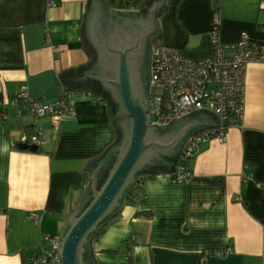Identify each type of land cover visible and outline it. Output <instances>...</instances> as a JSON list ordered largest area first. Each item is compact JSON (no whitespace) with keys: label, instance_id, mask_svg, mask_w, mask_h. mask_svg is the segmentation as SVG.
I'll list each match as a JSON object with an SVG mask.
<instances>
[{"label":"crops","instance_id":"obj_1","mask_svg":"<svg viewBox=\"0 0 264 264\" xmlns=\"http://www.w3.org/2000/svg\"><path fill=\"white\" fill-rule=\"evenodd\" d=\"M146 1L105 3L108 12L129 15ZM87 10L88 0H58L54 7L47 0H0V99L7 112L0 118V264H26L42 254L91 182L89 165L119 139L107 97L88 85L67 88L59 76L92 60L84 42ZM216 10L221 41L243 32L264 41V0H168L157 15L158 44L192 59L211 56ZM24 88L31 99L65 96L76 107L58 127L51 115L39 119L44 129L35 149L20 146L29 143L35 118L9 102ZM226 135L225 142L201 145L183 182L177 166L144 173L95 238L97 264H264L263 63L247 66L242 125Z\"/></svg>","mask_w":264,"mask_h":264},{"label":"water","instance_id":"obj_2","mask_svg":"<svg viewBox=\"0 0 264 264\" xmlns=\"http://www.w3.org/2000/svg\"><path fill=\"white\" fill-rule=\"evenodd\" d=\"M167 5L168 0H147L139 12L118 15L107 11L105 0H88L84 42L92 60L59 76L67 88L88 85L111 101L119 139L101 160L89 165L94 171L91 182L77 193L60 233L59 264H97L95 238L119 214L142 175L175 171L187 141L221 124L217 111L207 107L166 124L153 123L152 52L161 42L157 15ZM20 146L35 149L29 143Z\"/></svg>","mask_w":264,"mask_h":264},{"label":"built area","instance_id":"obj_3","mask_svg":"<svg viewBox=\"0 0 264 264\" xmlns=\"http://www.w3.org/2000/svg\"><path fill=\"white\" fill-rule=\"evenodd\" d=\"M47 1L49 7L58 4V0ZM214 19L216 24L211 31L214 51L209 57L192 59L177 47L164 44L153 47L151 87L160 85L163 88L157 93L151 91L150 111L153 123L166 124L171 119L200 107L217 111L221 117L219 127L196 134L187 141L177 165V182H183L192 176L189 163L202 144L212 138L225 142L227 130L242 125L247 66L253 62L264 64V41H255L247 32H243L238 40L223 42L218 31L217 10ZM9 102L30 109L36 123L29 143L35 146L42 143L44 126L39 123L40 118L51 115L52 126L58 127L66 116L76 115L74 103L67 102L65 96L45 103L31 99L27 88L22 89ZM6 115L5 105L0 99V118ZM32 216L39 219L36 213H32ZM48 240L45 245L51 247L50 251L45 247L42 254L34 258L35 264H59L60 234L49 236Z\"/></svg>","mask_w":264,"mask_h":264},{"label":"rangeland","instance_id":"obj_4","mask_svg":"<svg viewBox=\"0 0 264 264\" xmlns=\"http://www.w3.org/2000/svg\"><path fill=\"white\" fill-rule=\"evenodd\" d=\"M162 87L160 86V85H153V87H152V92L153 93H157V92H159V91H162ZM67 213L69 214L70 213V209L67 211ZM61 218H59V223H61V221L62 220H60ZM62 228V227H61ZM63 229V228H62ZM62 229H60L58 232H60L61 233V231H62ZM46 247H48L49 248V251H50V249H51V247L50 246H46ZM42 252H43V250H42ZM35 258V257H34ZM34 258H33V260H34Z\"/></svg>","mask_w":264,"mask_h":264},{"label":"flooded vegetation","instance_id":"obj_5","mask_svg":"<svg viewBox=\"0 0 264 264\" xmlns=\"http://www.w3.org/2000/svg\"><path fill=\"white\" fill-rule=\"evenodd\" d=\"M151 58V55H149V59ZM150 62H151V59H150ZM151 91H152V88H151V90H150V96H151ZM111 102V101H110ZM112 104V103H111ZM89 260H88V264H89Z\"/></svg>","mask_w":264,"mask_h":264},{"label":"trees","instance_id":"obj_6","mask_svg":"<svg viewBox=\"0 0 264 264\" xmlns=\"http://www.w3.org/2000/svg\"><path fill=\"white\" fill-rule=\"evenodd\" d=\"M35 148H37V147H35ZM26 264H35L33 261H30V262H26Z\"/></svg>","mask_w":264,"mask_h":264}]
</instances>
